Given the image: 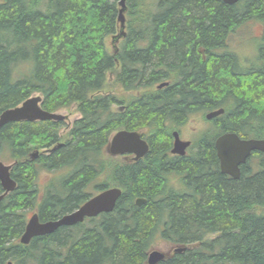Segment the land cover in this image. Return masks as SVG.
<instances>
[{
    "label": "trees",
    "instance_id": "1",
    "mask_svg": "<svg viewBox=\"0 0 264 264\" xmlns=\"http://www.w3.org/2000/svg\"><path fill=\"white\" fill-rule=\"evenodd\" d=\"M125 7L126 36L110 50L118 0H0V113L38 93L42 109L79 114L64 134L62 121L0 126V160L12 163L16 183L0 200V264H145L159 242L184 249L157 264H264V151L232 178L214 147L223 133L264 140V42L248 67L224 50L234 26L264 30V0ZM197 107L224 111L188 154L170 155L177 125L159 124L180 123ZM137 127L149 146L143 157L106 153L112 133ZM109 187L121 190L111 212L19 242L32 212L55 220Z\"/></svg>",
    "mask_w": 264,
    "mask_h": 264
},
{
    "label": "water",
    "instance_id": "2",
    "mask_svg": "<svg viewBox=\"0 0 264 264\" xmlns=\"http://www.w3.org/2000/svg\"><path fill=\"white\" fill-rule=\"evenodd\" d=\"M227 4H234L238 0H222ZM118 22L120 26L119 33L112 35L114 49L116 42L124 34L125 23V0H118ZM167 85V82L160 83L157 88ZM41 96L31 95L19 105L7 108L0 113V126L10 121H37V120H54L60 121L66 118L65 115L56 112H49L40 106ZM223 108L211 110L206 113V119H212L223 113ZM174 141L171 153L184 155L186 147L190 144L188 140L179 138L176 131L173 132ZM216 155L219 160V169L222 173L232 178H238L240 175L239 166L244 164L253 150L264 151V140L256 139H240L235 133H223L214 141ZM105 151L112 157L124 153L134 154V159L142 157L148 151V144L141 137L138 131H129L120 129L115 131L105 147ZM38 155V151H32L30 157L34 158ZM12 164H6L0 160V185L3 193L0 194V200L11 192L15 186V181L10 176V168ZM121 190L117 187H109L91 197L73 211L62 215L55 220L40 221L36 212H32L28 217L25 228L19 242L28 244L33 237L46 235L58 227L71 226L82 222L85 218L95 217L100 213L111 212L115 206L117 198L120 196ZM145 202L143 198H136L135 204L141 205ZM184 247H177L174 252L182 251ZM165 259L163 252L153 249L147 254L146 264H157Z\"/></svg>",
    "mask_w": 264,
    "mask_h": 264
},
{
    "label": "flooded vegetation",
    "instance_id": "3",
    "mask_svg": "<svg viewBox=\"0 0 264 264\" xmlns=\"http://www.w3.org/2000/svg\"><path fill=\"white\" fill-rule=\"evenodd\" d=\"M249 23H251V21H249ZM246 25H248V21L246 22ZM234 27H236V31H238L237 29L238 28H242V27H248V26H240V27H237V26H234ZM236 33V32H235ZM232 34H234V32L232 33ZM231 34V35H232ZM125 36H126V33H125V31H124V34L119 38V40H118V43L121 41V40H123L124 38H125ZM255 38L257 39V42L259 41L260 43H263L264 42V37H263V31H261L258 35H256L255 36ZM228 41H229V39H228ZM224 50H228V51H231V52H237L238 53V51H237V49H234V47L233 46H231L229 43H227V45H226V47L224 48ZM197 52L200 54V56H201V59L202 60H205L206 59V54H205V48L203 47V46H199L198 48H197ZM210 52L211 53H213V54H215V55H220V53H221V49H220V47H215V48H213V49H211L210 50ZM239 54V53H238ZM258 61V58L256 57V56H254V57H252V58H250V57H247V56H241V55H239V62H240V64L241 65H243V66H246V67H248V66H250V65H252V64H255L256 62ZM171 80V79H170ZM169 80V81H170ZM169 81H168V83H169ZM125 108H124V106L123 105H121L120 106V110L121 111H123ZM209 111H211V110H204V108H200V107H197V108H194V109H192L190 112H189V114L186 116V118H185V120L184 121H182V122H180V123H172V122H170V121H168V122H162V123H160L159 125H177V130L175 129V130H171V136H172V140H171V144H170V149H169V154L170 155H176V156H179V155H177V154H173V153H171V149H172V147H173V141H174V136H173V132L174 131H176L177 132V134H178V136H179V138L180 139H182V140H188V141H190V144L186 147V149H185V153H184V155H186V154H188V152H189V149H190V147L192 146V143H193V138L198 134V132L199 131H201L204 127H203V125H217L216 123H215V121H214V118H216V117H214V118H212V119H209V120H206L205 119V115H206V113L207 112H209ZM188 125H192L191 127H190V129H191V132H190V134L189 135H185L184 134V129H186L187 128V126ZM138 129H136V130H129V131H138L139 133H140V135H141V137L144 139V132H145V128L144 127H137ZM126 130V129H125ZM219 135H217L216 137H215V139L218 137ZM215 139H214V141H215ZM145 140V139H144ZM146 141V140H145ZM147 143V142H146ZM148 144V143H147ZM148 148H149V146H148ZM254 151H258V150H253L252 152H254ZM251 152V153H252ZM251 153H250V155H251ZM145 155V154H144ZM250 155L248 156V158L250 157ZM182 156V155H181ZM134 154H132V153H124V154H121V155H119V156H117V158H119V159H121V160H123V161H129V162H135V161H137L138 159H134ZM241 165H243V164H241ZM240 165V166H241ZM240 166H239V168H240ZM240 170V169H239Z\"/></svg>",
    "mask_w": 264,
    "mask_h": 264
},
{
    "label": "rangeland",
    "instance_id": "4",
    "mask_svg": "<svg viewBox=\"0 0 264 264\" xmlns=\"http://www.w3.org/2000/svg\"><path fill=\"white\" fill-rule=\"evenodd\" d=\"M247 22V21H246ZM246 22L242 23L243 26L248 27H242L238 28L237 32L232 34L229 38V44L234 47V49H237L239 55L241 56H247V57H254L258 54V45L259 41L257 42V39L255 38L256 35H258L261 31H264L262 28V24L258 22H248V25H246ZM106 46L113 50V44L111 43L110 37H107L105 39ZM112 92H118L115 88L111 89ZM38 93H33V95H36ZM115 107V106H114ZM56 113H61L66 116V119H63L62 121V129H60V134H64L68 126L73 122L74 119L79 117V114L73 109H59L55 111ZM192 125H188L186 129H184V134L189 135L191 132ZM206 127L207 125H203V127ZM7 163L6 161H4ZM45 177V176H44ZM176 246L171 245L167 242H159L158 244L152 246L150 250L156 249L164 253L165 258L170 257L173 252L174 248Z\"/></svg>",
    "mask_w": 264,
    "mask_h": 264
}]
</instances>
